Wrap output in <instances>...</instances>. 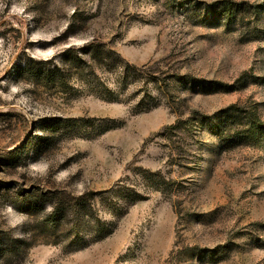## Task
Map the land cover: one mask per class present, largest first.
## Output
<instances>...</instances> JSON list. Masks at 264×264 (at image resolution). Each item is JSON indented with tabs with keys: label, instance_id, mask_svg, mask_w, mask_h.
Here are the masks:
<instances>
[{
	"label": "rangeland",
	"instance_id": "374dc122",
	"mask_svg": "<svg viewBox=\"0 0 264 264\" xmlns=\"http://www.w3.org/2000/svg\"><path fill=\"white\" fill-rule=\"evenodd\" d=\"M250 112L264 0H0V264H264Z\"/></svg>",
	"mask_w": 264,
	"mask_h": 264
},
{
	"label": "trees",
	"instance_id": "16d2710c",
	"mask_svg": "<svg viewBox=\"0 0 264 264\" xmlns=\"http://www.w3.org/2000/svg\"><path fill=\"white\" fill-rule=\"evenodd\" d=\"M105 61H108V59H105ZM102 62L104 63V60ZM157 83H159V82H157ZM183 123H184L183 125H186L187 120L183 121ZM248 125L250 126V129L254 130L256 128L264 127V121L256 113L250 112V114H248ZM178 126H179L178 124H174V125L170 126V128H176ZM96 220H97V225H99V228L94 231L95 234H93V235H94V239L97 240V239H100V238L108 235L109 233H111L112 227L109 224L105 225V223H102L103 221L99 218H97ZM89 223H90V221H89ZM77 227L78 226L75 225V228H77ZM86 227L87 226L81 225V228H79V230L78 229L76 230L75 235L78 236L81 230L84 231L87 229ZM79 242L80 241H78V243ZM80 243H79V245L82 246V244H80Z\"/></svg>",
	"mask_w": 264,
	"mask_h": 264
}]
</instances>
